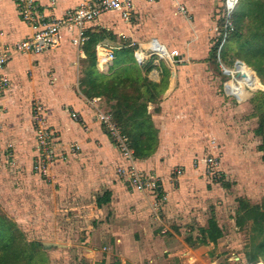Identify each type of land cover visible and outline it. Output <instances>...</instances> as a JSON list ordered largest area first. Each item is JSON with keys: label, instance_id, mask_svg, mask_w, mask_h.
Listing matches in <instances>:
<instances>
[{"label": "crops", "instance_id": "crops-1", "mask_svg": "<svg viewBox=\"0 0 264 264\" xmlns=\"http://www.w3.org/2000/svg\"><path fill=\"white\" fill-rule=\"evenodd\" d=\"M34 1L46 15L56 18L79 2ZM133 1L135 12L130 21H123L117 12L102 14L88 25L87 40L81 46L72 45L71 33L64 31L61 45L55 50L18 53L8 60L4 73L9 85L0 91V189L8 188L15 195L29 198L28 206L36 215L43 214L49 227H56V210L64 208L63 223L96 230L100 235L94 241L98 248L84 249L92 253L82 254L86 259L105 254L101 264H132L144 250L148 256L157 254L177 264H190L189 258L196 259L201 250L196 246L217 244L223 230L215 211L208 206L218 195L215 181L203 175L204 157L198 153L195 139L184 138L180 145L174 144L182 140L180 133L188 128V122L175 120L184 108V113L191 111L195 101L189 90L195 82L191 77L194 65L205 63L203 60L209 55L213 58V49L217 51L224 32L220 24L224 0ZM30 34L15 0H0V43L11 44ZM209 39L213 46L206 50ZM153 40L167 53L176 51L177 56L159 54L152 46ZM100 46H107L113 53V59L105 66L98 64ZM129 53L136 61L116 62L121 54ZM126 78H138V83L145 81L152 86L155 101H146L152 122L148 131L151 151L138 157L129 146L134 154L132 164L143 173L160 176L163 192H139L116 174L118 166L130 162L122 158L106 128L94 120L95 109L88 104L94 100L96 106L112 116L102 88H97V95H89L88 89L110 79L109 87L118 80L122 84ZM32 99L43 104L42 114L53 131L55 150L68 154L67 161H57L52 166V180L48 181L55 180L52 184H46L32 168L36 155ZM155 106L158 110H154ZM166 116L172 120L165 121ZM112 120L127 136L113 116ZM179 167L184 173L174 183L170 176ZM163 194L165 200L159 202L154 215L151 202ZM201 213L208 214L203 224ZM212 221L221 231L216 241H211L206 233ZM233 221L236 223V218ZM67 225L64 224L65 230ZM113 246L118 258L111 261Z\"/></svg>", "mask_w": 264, "mask_h": 264}, {"label": "rangeland", "instance_id": "rangeland-1", "mask_svg": "<svg viewBox=\"0 0 264 264\" xmlns=\"http://www.w3.org/2000/svg\"><path fill=\"white\" fill-rule=\"evenodd\" d=\"M255 1L239 0L233 12L236 11V8L240 10L243 6L242 14L247 12L252 16L264 15V0H260L262 3ZM251 2L255 3L252 5ZM231 23L233 27L232 16ZM220 24H224V20H221ZM210 39L208 46H205L206 50L212 49L213 44ZM234 46V44H230L228 47L226 42L221 47L218 56L215 51V57L212 58L209 55L207 60H203L206 61L205 63L201 64L199 61L194 65L191 77L195 82L189 90L194 94L195 101L191 111L184 113L186 111L184 108L178 115L179 118L175 120V122L179 120L181 124L188 122V128L180 133L182 140L180 142L177 140L174 144L180 145L185 141L184 138L189 141L195 139L199 145L198 149L200 148L198 153L200 152L204 157L203 160L209 155L215 156L224 174L221 181L213 183L214 190L218 195L208 203L210 204L208 206H211L216 213L214 215L222 227L223 237L215 245L196 246L201 250H199L196 259L189 258L190 264H235L238 262L240 264L254 262L264 264V250L260 251L258 248L259 238L251 229L252 220H247L242 227H237L233 221L241 213V209L238 212L240 198H243L248 205L256 206L259 209L264 203V162L261 161V153L257 150L261 144V137L254 133L258 117L264 110V96L259 91H264V85L260 83L252 70L253 67L259 66L264 74V66L253 60L251 64L246 63V51L239 55ZM215 50L217 49L215 48ZM124 61L136 60L131 56V53L121 54L116 59L117 63ZM237 62H242L250 69L256 83L254 88H245V95L240 101L225 93L223 82L226 76L221 67L232 70ZM237 82L240 88L245 86L238 79ZM230 86L233 90L236 85L232 83ZM179 103L176 102V104ZM154 110H158V108L155 106ZM166 110L169 109L166 108ZM164 120L168 121L172 118L166 116ZM72 151L73 149L69 148V152L72 153ZM67 160L66 151L58 152L56 150L54 165L57 161L65 162ZM41 180L46 181L42 178ZM54 181L45 183L52 184ZM222 183L228 184V187H222ZM193 190L191 189V191ZM29 201V198L15 195L8 188L0 189V214L16 224L23 233V241L28 247L46 252L49 264H101L105 254L89 259L82 255H92L91 252L90 254L84 252V249L98 248L94 243L96 239L100 238V235L97 236L96 230L88 231L81 224L80 226L83 228H78L74 223H68V225L63 223L65 212L64 208L60 207L58 208L61 211L57 209L54 215L56 227H49L43 214L36 215L28 206ZM206 216L208 214L201 213L202 224ZM3 224L0 222V239L6 240L9 239L10 234L8 227L2 226ZM64 224L67 225L68 230L64 229ZM114 249L113 246L109 254L111 261L118 258ZM131 262L132 264H177L173 260L159 257L157 254L148 256L144 250L143 253L139 252L135 260ZM127 263L130 264V262Z\"/></svg>", "mask_w": 264, "mask_h": 264}, {"label": "built area", "instance_id": "built-area-1", "mask_svg": "<svg viewBox=\"0 0 264 264\" xmlns=\"http://www.w3.org/2000/svg\"><path fill=\"white\" fill-rule=\"evenodd\" d=\"M154 2L155 0H146ZM19 14L23 22L31 29V34L11 44L0 43V91L4 90L9 85V79L4 73V67L10 58L18 53H42L52 51L61 45L62 32L71 33L70 42L72 45L81 46L86 40L85 34L88 25L96 21L102 14L106 12H117L123 21H130L135 12V4L133 0H79L78 4L68 9L62 17L56 18L46 15L34 0H15ZM239 0H224L223 20L224 32L217 48V56L220 54L221 46L226 40L227 34L233 30L231 16L234 8ZM179 11L185 14V10L179 7ZM152 46L160 47L159 54L167 55L172 58L177 56L176 51L167 53L156 41H152ZM98 64L105 66L113 59V53L107 46H100L97 50ZM137 56V55H136ZM138 58V56H137ZM237 62L232 70L222 67L226 79L223 82V89L229 96L240 101L245 95L246 85L240 88L237 79L240 74L237 67ZM221 65V64H220ZM246 80L250 82V78ZM235 84L232 90L231 84ZM89 106L95 109L94 120L104 126L113 140L115 148L118 150L122 158L130 162L125 166H118L116 174L124 178L128 184L139 192H147L155 194L163 192V179L155 174H146L139 171L133 164V151L130 148L129 139L117 126L112 116L101 110L94 104V100L88 101ZM43 104L32 99L30 104L31 125L35 138L36 155L33 159V170L46 181L52 180L51 169L55 162L56 150L53 142V131L47 124L45 117L42 114ZM203 175L211 181H221L224 177L222 170L219 167V162L215 156L209 155L204 161ZM184 169L179 167L173 170L170 180L176 181L182 174ZM165 200V194L159 199L154 198L151 202L152 208L157 214L159 202ZM155 217V216H154ZM235 264H240L235 263ZM250 264V263H243ZM262 264V263H251Z\"/></svg>", "mask_w": 264, "mask_h": 264}, {"label": "trees", "instance_id": "trees-1", "mask_svg": "<svg viewBox=\"0 0 264 264\" xmlns=\"http://www.w3.org/2000/svg\"><path fill=\"white\" fill-rule=\"evenodd\" d=\"M255 2L262 3L260 0ZM255 2H251V4L253 5ZM242 8L243 6L240 10L236 8V11L233 12V30L226 38L227 45L229 47L230 44H234L236 53L239 55L246 51V63L251 64L253 61H257L264 66V15L252 16L247 12L242 14ZM90 54H92V51H90ZM211 55L215 57L214 49ZM90 59H93L92 55H90ZM252 70L260 83L264 85V74L260 67L255 66ZM126 79L125 81L129 84H125L123 80L122 84L124 83V85H122L118 80L109 87L110 79L103 85L101 83V85L96 84L94 88H91L92 90L89 88L87 93L89 95H97V88H102L107 103H110V111L114 121L124 128L135 155L141 157L151 151L149 145L151 138L148 131L150 132L152 122L147 112L146 101L154 102L155 100L153 99L151 85L145 83V81L138 83V80H140L138 78ZM259 91L264 96V91ZM254 133L261 137V144L258 146V150L262 152L261 160L264 162V110L258 117ZM261 206L259 209L241 200L238 208L239 210L241 209V213L236 216L235 223L236 226L242 227L247 220H252L251 229L259 238L258 248L260 251L264 250V203ZM0 222L4 223L2 226L8 227L10 234L9 239H0V264H49L48 254L28 247L23 241V233L14 222L1 214ZM206 233L211 241H216L221 235L220 229L213 221L210 222Z\"/></svg>", "mask_w": 264, "mask_h": 264}, {"label": "bare ground", "instance_id": "bare-ground-1", "mask_svg": "<svg viewBox=\"0 0 264 264\" xmlns=\"http://www.w3.org/2000/svg\"><path fill=\"white\" fill-rule=\"evenodd\" d=\"M153 48L154 50H157V51L161 50L160 47L154 46ZM236 68L238 69L239 74H240V78L238 79L239 82L246 85L249 88H254L256 86V83L252 78V72L250 71V69H248L247 66H245L242 62H239ZM246 76L247 78L251 79L250 82L246 80Z\"/></svg>", "mask_w": 264, "mask_h": 264}, {"label": "water", "instance_id": "water-1", "mask_svg": "<svg viewBox=\"0 0 264 264\" xmlns=\"http://www.w3.org/2000/svg\"><path fill=\"white\" fill-rule=\"evenodd\" d=\"M136 58H137V56H136Z\"/></svg>", "mask_w": 264, "mask_h": 264}]
</instances>
